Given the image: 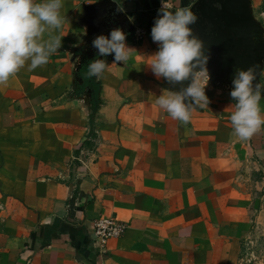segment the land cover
<instances>
[{
    "label": "crops",
    "instance_id": "obj_1",
    "mask_svg": "<svg viewBox=\"0 0 264 264\" xmlns=\"http://www.w3.org/2000/svg\"><path fill=\"white\" fill-rule=\"evenodd\" d=\"M102 2L127 18L133 51L126 63L100 57L109 68L94 77L95 97L92 87L77 92L88 9ZM160 7L63 0L62 27L44 33L62 47L0 84V264H264V126L245 141L233 135L232 86L209 61V104L187 124L156 103L174 91L148 66ZM251 11L264 29V0ZM112 217L127 231L101 247L94 224Z\"/></svg>",
    "mask_w": 264,
    "mask_h": 264
},
{
    "label": "clouds",
    "instance_id": "obj_2",
    "mask_svg": "<svg viewBox=\"0 0 264 264\" xmlns=\"http://www.w3.org/2000/svg\"><path fill=\"white\" fill-rule=\"evenodd\" d=\"M62 7L63 0H0V84L8 82L28 61L29 70L47 64L62 47L60 35L44 39L46 30L62 27ZM198 20L192 7L174 8L170 0H161L151 30L152 40L158 44V51L150 56L148 64L152 73L173 85L190 81L182 90L166 89L156 99L173 119L184 124L191 120L195 109L209 104L206 89L211 79L207 66L210 57L204 52V41L193 34L191 27ZM91 45L97 52L87 65L89 77L100 78L109 68L106 59L100 57L112 55V64L126 63L133 51L121 28L97 35ZM232 83L233 135L245 141L264 126V110L260 106L264 99V63L246 70L238 68Z\"/></svg>",
    "mask_w": 264,
    "mask_h": 264
},
{
    "label": "water",
    "instance_id": "obj_3",
    "mask_svg": "<svg viewBox=\"0 0 264 264\" xmlns=\"http://www.w3.org/2000/svg\"><path fill=\"white\" fill-rule=\"evenodd\" d=\"M199 20L191 27L194 35L204 41V52L208 55L211 74L216 81L227 79L233 88V79L238 68L264 62V29L254 20L251 0H198L192 7ZM121 9L112 2H102L88 9L87 24L94 37L113 24L117 28L127 23L119 19ZM90 41L89 57H94ZM190 81L172 85L180 91Z\"/></svg>",
    "mask_w": 264,
    "mask_h": 264
},
{
    "label": "built area",
    "instance_id": "obj_4",
    "mask_svg": "<svg viewBox=\"0 0 264 264\" xmlns=\"http://www.w3.org/2000/svg\"><path fill=\"white\" fill-rule=\"evenodd\" d=\"M147 35L146 30L138 29L135 32L136 40L142 41ZM127 226L118 219L100 218L94 224L95 242L105 247L111 240L119 239L125 235Z\"/></svg>",
    "mask_w": 264,
    "mask_h": 264
},
{
    "label": "trees",
    "instance_id": "obj_5",
    "mask_svg": "<svg viewBox=\"0 0 264 264\" xmlns=\"http://www.w3.org/2000/svg\"><path fill=\"white\" fill-rule=\"evenodd\" d=\"M117 28L115 24H113V27H105L100 34H109L111 32L112 29ZM99 34V35H100ZM92 52L94 54V57H89L87 54L84 55V59L83 62L81 64L80 70H79V78L82 82V85L79 87L78 89V94H83L85 92V90L89 87H92L93 89H95V97L98 94L99 91V87L97 86V84L95 83V79L94 77H89L87 75V65L88 63L92 60L96 58V52L97 50L95 48H92ZM98 58V57H97Z\"/></svg>",
    "mask_w": 264,
    "mask_h": 264
}]
</instances>
